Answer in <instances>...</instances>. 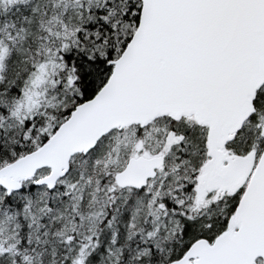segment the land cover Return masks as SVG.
<instances>
[{"label":"snow or ice","instance_id":"6c2138e0","mask_svg":"<svg viewBox=\"0 0 264 264\" xmlns=\"http://www.w3.org/2000/svg\"><path fill=\"white\" fill-rule=\"evenodd\" d=\"M0 264H264V0H0Z\"/></svg>","mask_w":264,"mask_h":264}]
</instances>
